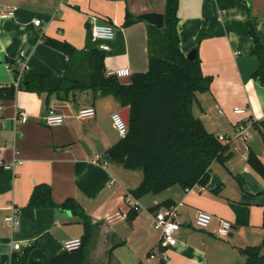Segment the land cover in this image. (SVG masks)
Wrapping results in <instances>:
<instances>
[{
    "label": "crops",
    "instance_id": "1",
    "mask_svg": "<svg viewBox=\"0 0 264 264\" xmlns=\"http://www.w3.org/2000/svg\"><path fill=\"white\" fill-rule=\"evenodd\" d=\"M179 1L180 50L188 57L203 30L198 55L204 75L213 78L210 91L198 94L194 115L208 133L229 141L232 158L212 165L210 181L200 193L174 186L136 199L131 193L142 183L143 171L125 169L106 155L122 139L111 118L116 112L124 117L127 110L130 115L129 108L92 90L75 91L72 101L18 90L13 101L0 99V264H11L13 257L49 264L68 242L82 238L83 225L72 211L29 207L37 185L52 188L56 204L75 199L93 220L89 264H244L243 249L264 239V179L247 163L251 151L264 163V87L253 77L260 66L252 60L249 32L252 26L264 44V0ZM166 7V0H0V87L15 85L25 51L26 71L46 76L49 91L59 89L70 58L50 47L48 38L79 52L98 48L106 53L107 73H147L151 56L165 54V25L160 29L138 17L164 15ZM12 10L14 16L2 17ZM129 12L137 22L127 28ZM92 17L114 26L113 41H93ZM34 20L42 21L41 27ZM76 68L73 74L87 77L85 62ZM90 107L96 116L79 119L80 110ZM235 108L245 113L236 114ZM49 109L65 118L63 126L46 125ZM18 111L28 113V124H15ZM168 201L178 207L181 230L178 244L164 249L167 260L161 261L152 208ZM135 202L140 210L132 220L109 222L117 212L129 213ZM234 205L242 211L237 213ZM11 206L21 209L15 231L4 221ZM200 211L214 217L206 229L196 225ZM221 220L233 225L228 239L217 235ZM14 244L20 248L14 250Z\"/></svg>",
    "mask_w": 264,
    "mask_h": 264
},
{
    "label": "trees",
    "instance_id": "2",
    "mask_svg": "<svg viewBox=\"0 0 264 264\" xmlns=\"http://www.w3.org/2000/svg\"><path fill=\"white\" fill-rule=\"evenodd\" d=\"M164 13L165 35L163 56L152 55L147 73L131 76L129 85H123L117 76H108L105 67L106 53L98 48L91 51H77L67 42L48 38L46 43L60 53L69 56L70 63L59 89L46 88L47 77L34 72H26L18 86L0 87V99L13 101L18 90L38 94L56 95L61 100L72 101L75 91L92 90L101 97L112 96L121 106L130 109L129 132L114 147L106 152L114 163L125 169H141L144 178L140 186L132 191V196L141 199L146 195L160 194L174 186L195 188L207 186L212 165L216 162L225 165L232 158L230 144L207 132L203 121L194 115V107L200 103L198 94L210 91L213 78L204 75L201 59L197 53L190 60L180 50L178 34L179 0H166ZM124 26L129 27L137 19L129 12ZM250 34L254 42L253 56L258 57L259 70L253 76L264 87V44L254 32ZM194 50H198L204 39L203 30L199 33ZM87 64V77H77V66ZM264 129V122L261 123ZM264 179V163L251 151L247 162ZM3 167L0 166V177ZM30 208H58L70 210L81 221L84 233L81 245L75 250H65L51 259L49 264H89L88 250L93 242L96 225L78 202L68 198L56 204L52 198V188L37 185L28 203ZM175 206L172 202L152 208L158 212L162 208ZM237 213L242 211L234 205ZM138 211L131 209L128 219L132 220ZM264 216V214H263ZM264 229V220L263 225ZM161 251L164 249L160 248ZM244 264H264V241L260 246L243 249ZM11 264H32L20 262L13 257ZM33 264H40L35 262Z\"/></svg>",
    "mask_w": 264,
    "mask_h": 264
},
{
    "label": "built area",
    "instance_id": "3",
    "mask_svg": "<svg viewBox=\"0 0 264 264\" xmlns=\"http://www.w3.org/2000/svg\"><path fill=\"white\" fill-rule=\"evenodd\" d=\"M15 15V11L12 10V12H7L5 14H2V17L4 18H11ZM93 24L91 26L90 32L91 36L93 38V41L99 42V41H113L115 36V30L114 26L107 24V23H101L97 17H92ZM34 24L37 27H41L42 21L40 20H34ZM20 59L18 63H20V69L18 70V80L15 83V87L18 88L20 83L23 80V77L25 73L27 72V63L26 58L28 55L25 51H22L20 54ZM11 70L15 69V64L9 66ZM108 76H117L120 80L126 77H130L131 74L128 70H117L113 71L112 73H108ZM220 113H223L222 110L219 111ZM234 113L236 114H244V110L240 108H235ZM96 116V110L92 107L90 108H83L78 113L79 119H86V118H94ZM29 115L25 111H18L14 117V122L16 125H26L29 123ZM113 119V126L118 131L119 136L121 138H126L127 134L129 132V124L127 123L126 119L121 115L120 112L114 113L112 116ZM43 120L45 121L47 126L51 127H59L63 126L65 124V118L59 114L54 109H49L48 113L44 116ZM245 128L244 126H239V133L241 135H244ZM221 142H225L229 144V141L225 139L224 137H219ZM96 163L99 162V159L95 161ZM186 193H190L193 191L201 192L205 190V186H197L195 188H186ZM131 209H135L137 211L140 210V205L138 202H135L133 205H131ZM130 209V210H131ZM20 214L21 209L15 206H11L10 208V214L5 217L6 224L11 228L12 231L17 230V228L20 226ZM129 213H119L117 212L116 215L111 216L108 218L110 223H115L119 220L128 219ZM155 223H154V229L159 232L161 235V241H160V248L162 249H168V247L176 246L179 242L178 240V233L181 230V223L178 213V207L172 206L167 207L159 210L154 214ZM214 217L206 211H200L196 215V225L199 229H206L213 223ZM233 231V225L228 220H221L220 225L217 231V235L220 238L228 239L231 237ZM81 245L80 240L68 242L65 245V250H75L79 248ZM14 250H18L20 248L19 244L13 245ZM152 258L156 257V254L151 255ZM159 257L161 261L167 260V254L164 251H161L159 253Z\"/></svg>",
    "mask_w": 264,
    "mask_h": 264
},
{
    "label": "water",
    "instance_id": "4",
    "mask_svg": "<svg viewBox=\"0 0 264 264\" xmlns=\"http://www.w3.org/2000/svg\"><path fill=\"white\" fill-rule=\"evenodd\" d=\"M138 19L140 20H147L149 23L155 25L156 27L162 29V27H164L165 25V18H164V15H158V14H145L144 16H140L138 17ZM197 53H198V50H193V52L188 55V59L190 60H195L196 57H197ZM252 60H255V61H258V57L256 56H253L252 57ZM130 81H131V78H123L120 80V82L123 84V85H129L130 84ZM129 111L127 110L125 112V116H124V119H126L127 123L129 124L130 123V119H129Z\"/></svg>",
    "mask_w": 264,
    "mask_h": 264
},
{
    "label": "rangeland",
    "instance_id": "5",
    "mask_svg": "<svg viewBox=\"0 0 264 264\" xmlns=\"http://www.w3.org/2000/svg\"><path fill=\"white\" fill-rule=\"evenodd\" d=\"M84 71H85V73L87 72V70H85L84 69ZM145 197V196H144ZM146 209V208H145ZM263 241H264V239H262V241H260V243H259V245H257V246H260L262 243H263ZM256 246V245H255Z\"/></svg>",
    "mask_w": 264,
    "mask_h": 264
}]
</instances>
